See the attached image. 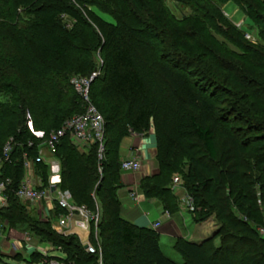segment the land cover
Instances as JSON below:
<instances>
[{
  "label": "trees",
  "instance_id": "trees-1",
  "mask_svg": "<svg viewBox=\"0 0 264 264\" xmlns=\"http://www.w3.org/2000/svg\"><path fill=\"white\" fill-rule=\"evenodd\" d=\"M168 1L0 0V159L2 178L10 180L0 231L30 228L60 253L46 256V262L18 253L0 256L32 264H98V251L88 253L78 234L53 229V221L65 212L57 202L39 221L14 194L24 177L23 154L34 158L51 131L85 110L72 77L96 71L89 99L105 122L103 156L98 158L97 144L80 151L66 135L54 157L60 164L58 187L91 210L100 203L102 264H110L107 252L114 241L122 246L125 264H264V237L258 232L264 227V118L259 115L264 107L255 106L264 102V88L243 66L219 54L215 46L230 51L215 34L264 66V55H254L261 45L225 15L228 0H173L190 9L182 17L175 16ZM235 1L264 42V0ZM223 15L229 33L217 23ZM90 30L92 45L84 37ZM151 131L158 172L140 179L143 196L157 199L169 214L178 212L180 200L171 185L178 174L193 199V221L213 216L220 225L198 242L178 237L173 248L181 263L165 256L155 229L121 215L120 144L130 134ZM8 142L9 158L3 160ZM33 171L46 186L49 165L34 163ZM94 229L90 224L93 242Z\"/></svg>",
  "mask_w": 264,
  "mask_h": 264
},
{
  "label": "built area",
  "instance_id": "built-area-1",
  "mask_svg": "<svg viewBox=\"0 0 264 264\" xmlns=\"http://www.w3.org/2000/svg\"><path fill=\"white\" fill-rule=\"evenodd\" d=\"M170 1V0H169ZM98 72L93 71L88 77L74 76L71 79L75 91L81 96L82 100L86 103L85 110L82 114L73 116L66 119L62 125L49 133L46 140L42 141L38 146V153L34 158L28 157L27 154H23V167L24 177L19 186L14 191V194L22 202L28 203L30 207L36 208L34 211L35 216L39 217L41 211L37 210L42 204L47 207L46 202H57L59 206L65 210L60 214L54 223L57 224L59 233H71V228L76 225L82 228H89L90 223H95L98 220V213L89 209L87 206L81 204L78 205L72 200L71 193L68 190H62L58 187L59 183V171L60 164L58 159L54 157L56 145L60 139L64 136H68L71 143L80 151H86L91 144H97L98 158L101 159L104 151V118L97 108L91 103L89 99V87L93 78ZM32 129V127L29 125ZM37 138H42L43 133L40 131H32ZM29 144H31L29 142ZM11 150L10 143L8 142L4 147L3 160H8ZM52 156V157H51ZM45 162L49 165V177L48 184L44 186L40 178H38L34 171V163ZM2 160L0 159V208L6 207L8 204V197L5 193L7 185L10 183L8 178H2ZM141 168V162L136 157L126 158L121 160L120 169L123 171L137 172ZM55 171V173H53ZM51 178L53 181H51ZM180 179L174 178L173 191L180 194V191L184 188L180 185ZM54 185L55 189L51 190V186ZM185 192V191H184ZM186 193V192H185ZM184 196V195H183ZM137 199V197H134ZM182 204L185 203V207L188 210L193 209V199L186 193V197L180 196ZM48 208V207H47ZM48 210V209H47ZM46 209L43 214L47 215ZM158 223H156V226ZM71 231V232H70ZM259 234L264 237V227L258 229ZM88 253H96L92 245L86 246ZM52 264H61L54 262Z\"/></svg>",
  "mask_w": 264,
  "mask_h": 264
},
{
  "label": "rangeland",
  "instance_id": "rangeland-1",
  "mask_svg": "<svg viewBox=\"0 0 264 264\" xmlns=\"http://www.w3.org/2000/svg\"><path fill=\"white\" fill-rule=\"evenodd\" d=\"M167 3L169 5V8L175 14L176 17H182L183 15H188L190 13V9L180 8L178 5H175L173 3V0H170ZM223 12L231 20L232 23H234L235 25L238 26V29H240L239 27L242 25V29L247 32L245 34V36L247 38H249L254 43H258L259 46L261 45L260 47H258L259 49L255 50V52H254V55L257 58H261L262 55H264V48L261 49V47L264 46V42L262 41L261 38L257 37V29L252 25L250 19L245 16L244 12L237 6L236 1L235 0H228L223 6ZM100 15L107 21H113V18L111 17V15H109L107 13H104V14L100 13ZM225 15H223L221 18H217V23L221 27V30L223 32L226 31L229 33V32H231L230 26H229L230 24H229V20L227 19V17ZM65 18L67 19V21H69V19L67 17H65ZM65 23H69V22H65ZM84 34H85V36H84L85 42H87L88 45H92V43L95 41V39H94L95 36H94L93 31L92 30L84 31ZM233 34L234 33H231V35H233ZM215 38L218 42L224 43L230 52L238 54L239 57L231 54L228 51L221 49V47L218 48L217 46H215V48L217 49L219 54H221L222 56H225L228 59H231L234 62L243 66L245 68V70L247 71L248 75L253 77V79L255 81L258 80L257 82H254V83H259L260 85L262 84L261 86L264 88V66L261 65L260 62H258V64H255V63L253 64L252 58L250 56L252 54H250L248 56L243 55L241 50L238 49L233 44H231L223 36V34H217L216 33ZM69 58L73 59V58H75V55L71 54L69 56ZM220 83L222 84V81H220ZM254 85L257 86V84H254ZM230 88L231 87H228V85H224V89L230 91ZM232 93H234V92L232 91ZM224 96H225V94H224ZM224 96H222V97H224ZM247 98H249V97H247ZM263 98H264V93L262 94V100H263ZM249 99H252V98L250 97ZM218 104H221V103H218ZM254 105H255V103H254ZM255 106L258 107V109H262V107H264V102L258 103V105H255ZM259 115L261 118H264L263 112L259 113ZM234 119L237 121L238 124L241 123L240 119H238L236 117ZM148 134L152 135L153 139H155L154 133L152 131ZM137 135H141V134H137ZM99 170L101 171L100 167H99ZM53 173H55V171H53ZM175 177H178V174L173 175L171 185H173V183H174L173 180ZM51 181H53L52 178H51ZM172 188H173V186H172ZM180 194L181 195L177 194L179 197V200H180V209L183 210L184 212L187 211V214H186L187 225L192 226V225H194L193 224L194 222H192V220H191V217L189 214L190 210H188L187 207H185V203L182 204V201L180 198V196L186 197V193L182 189L180 191ZM136 200H138V198ZM258 204H259V202H258ZM36 208H37V206H36ZM36 208L31 207L29 209L32 212H34L36 210ZM44 209H46V211L50 210V209L47 210L48 208L45 207L44 204H42L41 207H39V209L37 210L38 212L41 211V215L38 217L39 221H42L43 219H47L49 217L48 212H47V215L43 214ZM93 211H95V213H98V215H99L98 220L95 223H93L94 228H95L94 229L95 242H93V240H90V238H89L88 233L90 230V226H89V228H82V227H78L76 225L73 228L71 233L78 234V236L81 240V243L84 246H87L89 244L94 246L95 249H97V251H98V257H97L96 262L98 264H102L103 257H102V253L100 251L101 247H100V240L98 239V230H97V226L99 224V221H101V219H102L100 203L97 202V208H95V210H93ZM168 215H169V213H167V212L163 213V215H161L162 217H158V219L155 222H153L151 224V226L157 227L160 224V222L163 221V218L168 217ZM156 223H158L157 226H156ZM195 223H199V224L203 225L201 227L204 230V233L209 235V237L213 236L216 233V231H218V228L220 226L219 223L215 220V218L213 216H211V217H209L203 221L195 222ZM90 224H92V223H90ZM36 227L39 228V227H42V225L36 226ZM52 227H53V223H52ZM38 235L39 234L35 233V231L30 229V228H28V229L27 228H25V229L20 228L18 230H16V229H10L9 230L8 229V230H5L4 232L0 231V252L3 254H6L8 256L14 255L15 253L16 254L18 253V254H21L22 257H24V258L31 257L33 259V261L41 260L42 262H46L48 260V258L46 257L48 255H57V256L60 255L57 248L51 246V244L48 243L42 235L41 236L43 238H40ZM168 238L169 237H167L165 235H162L160 237L159 243H160V247H161L163 253L165 254V256H167L171 260H173L177 263H181L182 262L181 255L176 250H174L173 241L172 240L170 241V239H168ZM218 242H219V240L217 238L215 240V243L218 244ZM109 249L110 250H108L107 258H106L107 262H109L110 264H125L124 258H123V249L119 243L114 241V243L112 244V246ZM38 253H41L44 256L40 257V254H38ZM96 253H92V254H96ZM54 262H55V260H50V263H54ZM0 264H32V263H28V262H25L22 260L19 261L17 259L11 258V257L0 256ZM83 264H85V263H83ZM86 264H88V263H86ZM91 264H92V262H91Z\"/></svg>",
  "mask_w": 264,
  "mask_h": 264
},
{
  "label": "crops",
  "instance_id": "crops-1",
  "mask_svg": "<svg viewBox=\"0 0 264 264\" xmlns=\"http://www.w3.org/2000/svg\"><path fill=\"white\" fill-rule=\"evenodd\" d=\"M154 145L155 139L150 134H130L120 144L121 160L136 157L141 162V168L137 172L123 171L120 169L121 186L117 193L121 202V215L138 226H148L155 229L159 233V240L162 235L169 237L168 239L170 241L172 240L173 243L178 237L196 242L208 238L209 235L204 233L201 227L203 225L195 223L192 214L189 212L194 225H187V211L184 212L181 209L163 218V221L157 227L151 226L158 217H162L161 215L165 211L157 199L143 196L139 189V181L144 176L154 175L158 172L157 163L154 158ZM134 197H137L138 200ZM46 204L48 210H51L53 207L52 203L47 201ZM57 228V224L53 221V229L57 231ZM72 230L73 228H71Z\"/></svg>",
  "mask_w": 264,
  "mask_h": 264
},
{
  "label": "water",
  "instance_id": "water-1",
  "mask_svg": "<svg viewBox=\"0 0 264 264\" xmlns=\"http://www.w3.org/2000/svg\"><path fill=\"white\" fill-rule=\"evenodd\" d=\"M29 125L31 126V124L29 123ZM55 189V186L54 185H52L51 186V190H54ZM85 248H86V246H85Z\"/></svg>",
  "mask_w": 264,
  "mask_h": 264
}]
</instances>
